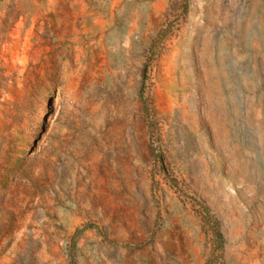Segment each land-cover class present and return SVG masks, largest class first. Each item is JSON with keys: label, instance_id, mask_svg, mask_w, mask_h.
Returning <instances> with one entry per match:
<instances>
[{"label": "rangeland", "instance_id": "1", "mask_svg": "<svg viewBox=\"0 0 264 264\" xmlns=\"http://www.w3.org/2000/svg\"><path fill=\"white\" fill-rule=\"evenodd\" d=\"M0 264H264V0H0Z\"/></svg>", "mask_w": 264, "mask_h": 264}]
</instances>
